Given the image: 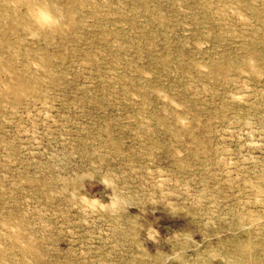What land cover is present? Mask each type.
Listing matches in <instances>:
<instances>
[{
	"label": "rangeland",
	"instance_id": "1",
	"mask_svg": "<svg viewBox=\"0 0 264 264\" xmlns=\"http://www.w3.org/2000/svg\"><path fill=\"white\" fill-rule=\"evenodd\" d=\"M0 264H264V0H0Z\"/></svg>",
	"mask_w": 264,
	"mask_h": 264
},
{
	"label": "clouds",
	"instance_id": "2",
	"mask_svg": "<svg viewBox=\"0 0 264 264\" xmlns=\"http://www.w3.org/2000/svg\"><path fill=\"white\" fill-rule=\"evenodd\" d=\"M19 0H13V6L15 7ZM32 26L36 29L32 35L38 36L40 32L53 31L58 29L64 20V16L61 10L53 9L48 4L38 5L33 8L30 14ZM100 182L108 189H111V195L113 199H110L106 206H110V211L112 214H117L122 207L127 206V200L123 193L115 191L113 188L114 181L110 182L107 176L102 177ZM82 200H91L92 202L99 203L95 198H89L87 196L82 197ZM167 255V254H166Z\"/></svg>",
	"mask_w": 264,
	"mask_h": 264
}]
</instances>
